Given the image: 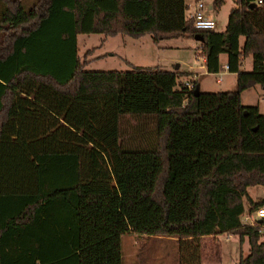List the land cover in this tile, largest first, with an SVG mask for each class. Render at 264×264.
I'll list each match as a JSON object with an SVG mask.
<instances>
[{
    "label": "trees",
    "instance_id": "obj_1",
    "mask_svg": "<svg viewBox=\"0 0 264 264\" xmlns=\"http://www.w3.org/2000/svg\"><path fill=\"white\" fill-rule=\"evenodd\" d=\"M185 7L0 0V264H121L122 233L176 238L193 264L196 250L199 261H219L217 236L234 234L248 243L237 264H264L261 222L241 221L244 199L248 213L264 204L246 190L264 187V111L240 102L243 89L264 87V26L248 19L258 6L234 0L221 31L193 27ZM78 33H198L206 72L220 70L224 53L234 88L194 95L177 80L188 72L157 65L84 69ZM246 55L251 70L241 71ZM25 80L62 95L114 94V176L100 147L19 89Z\"/></svg>",
    "mask_w": 264,
    "mask_h": 264
},
{
    "label": "rangeland",
    "instance_id": "obj_2",
    "mask_svg": "<svg viewBox=\"0 0 264 264\" xmlns=\"http://www.w3.org/2000/svg\"><path fill=\"white\" fill-rule=\"evenodd\" d=\"M35 0H21L23 7L30 6ZM191 0H185L189 3ZM212 0H203L205 4ZM234 0H224L217 8L206 9L207 15L215 21L214 30L221 31L227 20V15ZM257 10L248 14V19L264 26V0L257 3ZM263 11V13H262ZM243 36L238 37L241 44ZM198 41L189 37H170L152 40L150 34L132 37L126 34H116L103 38L100 33L76 34L77 54L85 63L87 70H129L131 65H157L165 70L178 69L188 74L178 75V81H188L191 72H200L199 61L195 58ZM87 59L88 62H87ZM221 66L225 64L224 53L219 55ZM175 65L176 68H175ZM264 69V61H263ZM239 70H251V56L242 57ZM221 74L215 72H200L193 79L198 84V90L216 92L228 91L234 88L235 72L220 67ZM217 76L221 77L216 81ZM190 81V80H189ZM19 89L46 105L65 123L81 133L92 144L100 147L109 169L114 176L115 147L117 138L114 135V94H82L76 96L62 95L49 85L31 80L23 81ZM240 102L243 105H257L264 111V87L258 84L247 87L240 92ZM252 200L264 197V187L256 184L246 188ZM244 213L242 222H250L246 200H243ZM260 240H264V228ZM220 260H198V250L194 252L196 264H237L239 255L248 253V243L245 237L241 241L234 234H220ZM195 242L192 243H196ZM193 244V245H194ZM192 245V246H193ZM178 239L161 235L137 233H122L120 235L121 264H193V258H187L186 263L181 256ZM186 254V253H185Z\"/></svg>",
    "mask_w": 264,
    "mask_h": 264
},
{
    "label": "built area",
    "instance_id": "obj_3",
    "mask_svg": "<svg viewBox=\"0 0 264 264\" xmlns=\"http://www.w3.org/2000/svg\"><path fill=\"white\" fill-rule=\"evenodd\" d=\"M256 3L261 4L263 0H255ZM210 6V4H209ZM208 4H205L203 0H191L189 3H186L185 7V17L189 19L193 25V27L197 29H205V28H214L215 21L212 17L206 14L205 10L210 9ZM204 58V56H203ZM222 68H227L226 64L222 66ZM215 73L221 74L220 71H216ZM188 79V81L184 80L183 85L187 89L193 88V82ZM216 81H220L221 77L217 76L215 78ZM246 217H249L251 220L250 224H253L255 221L261 222V229L264 228V204L257 206L251 213H248Z\"/></svg>",
    "mask_w": 264,
    "mask_h": 264
},
{
    "label": "crops",
    "instance_id": "obj_4",
    "mask_svg": "<svg viewBox=\"0 0 264 264\" xmlns=\"http://www.w3.org/2000/svg\"><path fill=\"white\" fill-rule=\"evenodd\" d=\"M209 4H210V6H209ZM232 4V6L234 5V1L231 3ZM208 6L209 7H211L212 8V6H211V3H208ZM116 35V34H115ZM112 36H114V35H112ZM107 37V36H106ZM103 38H105V37H103ZM242 42V41H241ZM196 52H195V58L199 61V67L200 68H202L203 70H201L200 72H206V70H205V67H204V58H203V55H200V49H199V44H197V46H196ZM88 60L89 59H87V62H88ZM178 67V66H177ZM222 67V66H221ZM189 72H191V78L193 79V77L194 76H197L200 72H192L191 70L189 71ZM190 79V78H189ZM196 85L198 86V84H197V82H196Z\"/></svg>",
    "mask_w": 264,
    "mask_h": 264
},
{
    "label": "water",
    "instance_id": "obj_5",
    "mask_svg": "<svg viewBox=\"0 0 264 264\" xmlns=\"http://www.w3.org/2000/svg\"><path fill=\"white\" fill-rule=\"evenodd\" d=\"M253 5V3H251V6ZM193 38L195 39V40H197V41H200L201 39H202V36L200 35V34H198V33H196V34H194L193 35ZM176 66L177 65H175V68H176ZM198 86L195 84V86L193 87V89H192V92H193V94L194 95H197V93H198Z\"/></svg>",
    "mask_w": 264,
    "mask_h": 264
}]
</instances>
